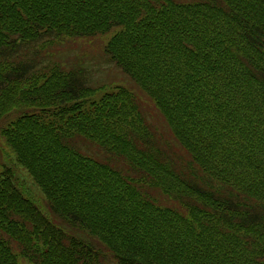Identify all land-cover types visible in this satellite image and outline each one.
<instances>
[{
	"label": "trees",
	"instance_id": "1",
	"mask_svg": "<svg viewBox=\"0 0 264 264\" xmlns=\"http://www.w3.org/2000/svg\"><path fill=\"white\" fill-rule=\"evenodd\" d=\"M103 35L168 136L135 90L41 57ZM12 112L0 137L46 207L0 164V264H101L94 242L116 264H264V0H0V121Z\"/></svg>",
	"mask_w": 264,
	"mask_h": 264
},
{
	"label": "rangeland",
	"instance_id": "2",
	"mask_svg": "<svg viewBox=\"0 0 264 264\" xmlns=\"http://www.w3.org/2000/svg\"><path fill=\"white\" fill-rule=\"evenodd\" d=\"M178 2H185L187 0H176ZM111 35L95 36L91 38H74V39H63L53 42L47 45L41 52V57L46 61L59 62V64L65 68H77L79 66L85 67L89 70L91 81L90 85L94 87H99L101 85H106L107 88H112L113 86H121L127 89L135 90L137 98L142 105L144 115L147 121L151 124L152 128L162 134L163 136H168V129L165 121L159 114L158 109H156L152 102L146 99L142 93L135 87L131 82V79L123 73V71L111 64L104 54V46L109 40ZM92 73V74H91ZM137 89V90H136ZM110 91V89H108ZM98 100V99H97ZM20 116L19 112H12L0 121V129L6 128L11 121H14ZM164 139L161 136V140ZM159 143H161L159 141ZM74 144L80 152L87 154L89 156L98 158V160L104 162H110L116 168H121L123 171H128V166L123 162L121 158L114 156H103L98 149V145L92 141L85 138L74 139ZM162 146L169 149L168 144L163 143ZM11 150L4 144L0 137V164L10 165L14 170L20 172L24 177L23 182L25 187L33 193L34 201L39 207L45 206V200L42 193L33 187V183L28 178L26 173L21 170L18 166L15 167L14 163L9 161L12 159ZM14 165V166H13ZM151 194H160L157 191H151ZM47 209V208H46ZM52 218V216H49ZM65 229H70L74 234H77L84 238L80 231L69 227L64 221L56 220ZM105 254L107 259H103L101 264H116L110 252L97 242H94Z\"/></svg>",
	"mask_w": 264,
	"mask_h": 264
}]
</instances>
